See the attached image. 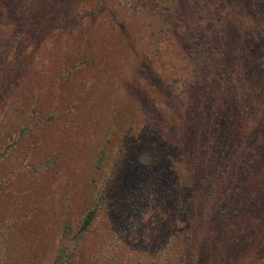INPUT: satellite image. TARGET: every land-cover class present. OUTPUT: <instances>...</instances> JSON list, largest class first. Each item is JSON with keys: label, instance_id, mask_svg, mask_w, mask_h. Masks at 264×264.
Segmentation results:
<instances>
[{"label": "trees", "instance_id": "1", "mask_svg": "<svg viewBox=\"0 0 264 264\" xmlns=\"http://www.w3.org/2000/svg\"><path fill=\"white\" fill-rule=\"evenodd\" d=\"M37 1L45 6L38 25ZM86 1L0 2V171L22 159L32 171L55 162L53 153L37 166L26 141L55 116L58 104L33 116L45 91L67 109L81 97H107L123 115V137L146 119L145 135L167 153L161 164L145 150L131 160L136 183L121 187L109 216L121 225L99 227L112 188L91 189L79 217L62 222L47 264H82L79 250L92 232L99 264H216L222 238L225 257L237 256L231 264H264V0H96L91 8ZM63 31L47 69L50 40ZM143 101L156 103L154 117ZM157 189L175 190L164 212L155 210L164 195L152 201ZM211 233L214 254L204 251Z\"/></svg>", "mask_w": 264, "mask_h": 264}, {"label": "rangeland", "instance_id": "2", "mask_svg": "<svg viewBox=\"0 0 264 264\" xmlns=\"http://www.w3.org/2000/svg\"><path fill=\"white\" fill-rule=\"evenodd\" d=\"M95 3L96 0L85 2L87 8L93 7ZM36 6L34 19L38 25L45 6L42 1H37ZM1 16L3 17L0 13V19ZM75 19L78 20V18ZM67 22L69 23V21ZM39 26H41V31L45 30L44 26ZM60 33L57 36L56 34L52 36L51 39L56 40H50L54 45L49 43L50 50L48 49V53L44 56L47 59V64H44V67L47 69L54 63L53 58L59 56V50L63 45L61 40L65 38L67 31ZM38 54L41 55L39 51ZM25 55H27L26 52ZM40 68L39 72H43L42 67ZM54 98L56 97H49L45 91L34 100L35 112L33 116L35 118L43 117L58 105L55 107L56 110L54 109V118L45 125L42 121L33 137L26 139L28 146L32 149H30V156L35 158L37 166L42 165L41 161L45 155L53 153L56 155V160L51 164V168L44 169V171H32L31 166L22 159L19 167L13 171L9 169L0 171V264H47L54 252L52 246L60 232L62 222L68 219L75 221L79 217L84 203L89 199L91 189H95L96 186L107 185L112 188V192L108 196L107 208L101 211L98 218L99 227H103V223L110 219L114 220L115 224L118 220V224L121 225L122 219H119L118 215L113 219L109 216L115 205L118 209L121 187L126 191L136 183L129 181V177L134 178L137 175L130 170L131 160H141L137 157L145 150L154 156L153 162L156 164L160 163L167 153L160 145L151 144L153 136L145 135L144 128L148 123L146 119L143 123L139 122L138 128L131 135L127 134L123 137L124 132L121 127L123 115L122 113L118 114L114 103L108 102L107 97H81L72 104L70 109L66 108L61 97H58L56 102H54ZM129 99L131 97L118 100L117 108L124 109V105L130 102L127 101ZM124 101L127 102L123 103ZM51 102L54 103L51 104ZM142 106L153 117L158 113L155 102L143 101ZM148 141H150V146L145 144ZM24 149L22 147V150ZM101 149L104 155L101 166L97 167L95 163ZM18 150L21 151V148ZM27 152H29L28 149ZM202 154L204 155V152ZM12 161L18 162L16 158H13ZM158 166L154 165L155 170L158 169ZM117 181L119 182L117 183ZM174 192V189L169 191L157 189L153 192L157 193L153 202H156L158 197L163 195L165 197L164 204L160 208L156 207L157 212L158 210L164 212L171 206ZM155 210L153 209V212ZM13 218L19 219L12 220ZM159 218V222L164 223L165 218ZM230 225H234L236 228L235 221L231 220ZM157 226L161 228L159 223ZM231 235L225 240L232 239ZM94 236H99V232H92L86 239V243L80 247L78 260L82 264H99L92 258L95 254L93 250ZM201 236L202 234H198L197 237ZM215 237L213 233L209 234V237L206 238L207 249L204 251L214 254L212 240ZM222 239L221 252H215L213 262L222 264L224 261L221 260L224 258L226 263L230 262L231 264L237 256L231 255L229 258L228 254L225 257L226 250ZM145 243L149 248L152 247L150 240H145ZM125 246L129 251L135 249V247L127 245V242ZM245 259L238 258L236 264L249 262ZM201 261L204 263L203 260ZM171 264H175V261H172Z\"/></svg>", "mask_w": 264, "mask_h": 264}]
</instances>
